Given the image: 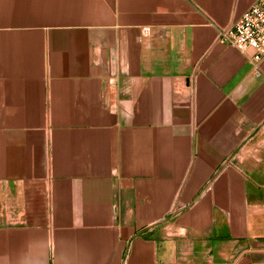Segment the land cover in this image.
<instances>
[{
    "label": "crops",
    "instance_id": "crops-1",
    "mask_svg": "<svg viewBox=\"0 0 264 264\" xmlns=\"http://www.w3.org/2000/svg\"><path fill=\"white\" fill-rule=\"evenodd\" d=\"M258 0H0V264H264Z\"/></svg>",
    "mask_w": 264,
    "mask_h": 264
},
{
    "label": "built area",
    "instance_id": "built-area-1",
    "mask_svg": "<svg viewBox=\"0 0 264 264\" xmlns=\"http://www.w3.org/2000/svg\"><path fill=\"white\" fill-rule=\"evenodd\" d=\"M219 42L235 48L257 66L264 59V0H258L240 20L222 29Z\"/></svg>",
    "mask_w": 264,
    "mask_h": 264
}]
</instances>
